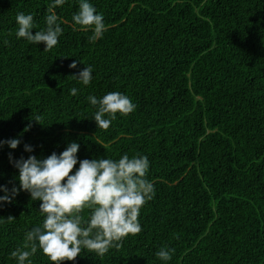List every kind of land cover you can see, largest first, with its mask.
I'll use <instances>...</instances> for the list:
<instances>
[{"label": "trees", "instance_id": "obj_1", "mask_svg": "<svg viewBox=\"0 0 264 264\" xmlns=\"http://www.w3.org/2000/svg\"><path fill=\"white\" fill-rule=\"evenodd\" d=\"M49 2L0 0V140L23 133L16 150L0 148V185L19 186L10 152L47 157L76 141L79 159L148 156L155 188L140 233L63 264H164L163 246L175 249L167 264H264V0H90L106 25L96 41L73 30L78 4L66 0L55 9L63 34L44 51L16 37V15L32 14L35 34ZM84 64L87 86L71 77ZM112 91L135 111L99 129L87 96ZM40 203L21 191L0 207V264H16L10 253L42 223ZM31 259L53 264L39 249Z\"/></svg>", "mask_w": 264, "mask_h": 264}, {"label": "clouds", "instance_id": "obj_2", "mask_svg": "<svg viewBox=\"0 0 264 264\" xmlns=\"http://www.w3.org/2000/svg\"><path fill=\"white\" fill-rule=\"evenodd\" d=\"M66 0H50L44 17L45 27L36 30L35 17L32 14L16 15V37L23 38L33 45L44 44V51L57 46L63 34L62 24L55 9L62 7ZM78 8L71 20L74 31H89L91 41L103 37L106 31L104 16L98 12L90 0H77ZM7 43V41H5ZM80 60L74 59L69 69H77ZM93 66L85 65L72 75L80 84L87 86L93 80ZM79 89H70V95L76 96ZM87 101L95 108L93 120L97 128L107 130L116 114L128 115L135 111L136 105L122 92H108L102 97L87 96ZM107 115V118H106ZM43 117L32 115L30 121L41 124ZM42 125V124H41ZM31 122L25 127L29 131ZM23 133L15 138L0 140V148L7 146L16 150L22 142ZM80 144L69 142L65 149L47 157L29 155L26 159H14L9 153V163L17 170L19 186L11 188L0 185V207L11 204L21 191L27 192L32 201H40L39 213L43 221L26 231L24 243L11 251L10 257L16 264H33L31 259L38 249L53 264L75 261L83 250L104 255L117 242L128 235L142 231L139 213L143 205L155 195L154 184L147 178L150 160L146 155L125 153L119 159L96 157L79 159ZM24 151L32 153L33 146L24 144ZM78 165V167H76ZM75 168V171L73 169ZM91 209L87 220L81 213ZM4 219V218H0ZM6 220H14L9 216ZM175 249L163 246L156 257L167 264Z\"/></svg>", "mask_w": 264, "mask_h": 264}]
</instances>
